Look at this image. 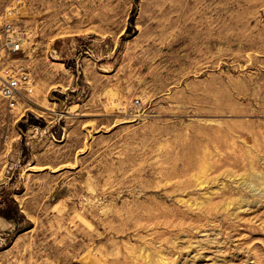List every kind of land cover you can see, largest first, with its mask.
Wrapping results in <instances>:
<instances>
[{"label": "rangeland", "instance_id": "obj_1", "mask_svg": "<svg viewBox=\"0 0 264 264\" xmlns=\"http://www.w3.org/2000/svg\"><path fill=\"white\" fill-rule=\"evenodd\" d=\"M15 62L0 264H264V0H0Z\"/></svg>", "mask_w": 264, "mask_h": 264}, {"label": "built area", "instance_id": "obj_2", "mask_svg": "<svg viewBox=\"0 0 264 264\" xmlns=\"http://www.w3.org/2000/svg\"><path fill=\"white\" fill-rule=\"evenodd\" d=\"M21 49L18 41L10 44L11 52H18ZM31 77L23 64L11 63L0 64V97L12 108L17 98H23L32 92L30 83Z\"/></svg>", "mask_w": 264, "mask_h": 264}, {"label": "bare ground", "instance_id": "obj_3", "mask_svg": "<svg viewBox=\"0 0 264 264\" xmlns=\"http://www.w3.org/2000/svg\"><path fill=\"white\" fill-rule=\"evenodd\" d=\"M18 99H19V98H17V102H16V104L18 103Z\"/></svg>", "mask_w": 264, "mask_h": 264}]
</instances>
